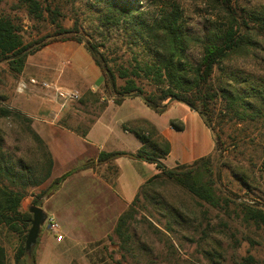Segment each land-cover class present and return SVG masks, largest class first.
<instances>
[{"label": "trees", "instance_id": "trees-1", "mask_svg": "<svg viewBox=\"0 0 264 264\" xmlns=\"http://www.w3.org/2000/svg\"><path fill=\"white\" fill-rule=\"evenodd\" d=\"M206 1L214 17L193 30L177 2L162 3L157 10L150 11L139 0H94L90 14L80 22L74 21L71 28H64L57 21L61 16L57 5L48 0H19V6L32 20H48L55 28L53 33L30 43L24 42L22 25L16 18L0 13V64H6L15 79L30 54L55 42H74L89 54L101 73L102 83L101 93L86 91L79 99L80 104L102 111L108 100L119 106L125 99L139 98L147 108L161 115L170 102H176L196 112L213 134L211 154L167 168L157 158L168 155L170 143L157 128L146 121L142 127L125 123L122 128L142 144L136 153L101 152L96 161H87L77 169L92 168L118 157L155 164L158 173L139 187L116 220L113 235L122 258L137 261L152 255L143 237L135 233L136 216L142 210L153 221L146 216L139 221L146 223L148 230L165 243L164 260L168 262L174 260L176 250L160 228L167 233L177 232L175 228L190 230L200 234L203 241L211 239V210L225 214L220 223L225 229L230 228L235 218L264 233V209L257 201L235 202L217 187L223 178L221 166L241 185H250L245 173L220 163L226 150L223 126L239 131L261 128L264 141V55H260L264 51V9L246 11L236 7V0ZM114 38H122L124 57L107 54ZM7 123L16 129L14 145L7 143L4 129ZM169 126L176 132L184 130L182 122L171 120ZM86 132L80 134L84 136ZM21 141L25 143L24 149L18 144ZM148 150L154 158L147 154ZM52 164L47 146L31 127V119L6 105V98L0 95V227L18 237L14 264H35L33 254L30 263L25 261L28 258L25 239L32 215L21 212L20 204L28 188L38 187L50 178ZM261 165L264 168V161ZM70 173L53 179L40 197L51 195ZM168 185L176 187L190 203L170 200L163 190ZM193 204L199 212L193 211ZM32 206L40 204L34 201ZM0 264H7L1 245ZM233 264H256V261L247 255Z\"/></svg>", "mask_w": 264, "mask_h": 264}, {"label": "rangeland", "instance_id": "rangeland-1", "mask_svg": "<svg viewBox=\"0 0 264 264\" xmlns=\"http://www.w3.org/2000/svg\"><path fill=\"white\" fill-rule=\"evenodd\" d=\"M48 1L50 4L59 7L61 16L58 17L57 21L64 28H71L73 22L76 20L79 22L82 21L86 14H90L91 4L94 3V0ZM139 1L143 4L144 9L150 11L157 10L162 3L168 4L170 2H177L183 11L187 25L193 27V30L199 29L205 20L214 17V12L206 0ZM236 7L243 8L246 11L262 10L264 9V0H236ZM0 13L14 16L22 25L25 43L44 38L55 30L54 26L51 25L48 20L44 22L32 20L27 15L26 10L19 6V0H0ZM57 46L58 44L49 46L44 50L45 54L48 58L57 54V59L60 57L62 61H64L66 54ZM79 47L88 59H90L86 51L81 46ZM74 51L76 52L77 50ZM35 54L36 52L27 57L25 62L26 64L28 63L27 65H31V58L34 59L33 57H35ZM107 54L111 55V57L126 55L122 38H114ZM260 55L263 56L264 51H261ZM56 68L60 70L62 65L59 64ZM5 75L14 78L7 70L6 64L1 63L0 85L5 78L7 79ZM7 80L10 84L9 79ZM100 82L101 80L98 83L100 84ZM17 87L18 85L16 88ZM79 99L75 101L73 108L80 117L92 119L101 112V110L97 108L94 109L92 106L86 108V110H82ZM6 105L11 107L7 102V98ZM188 111L190 110L186 106L180 103L170 102L167 110L163 114H155L153 118L155 122L160 125L168 123L169 120H174L176 123L182 122L186 127L185 132L173 134L177 141V143L175 142L174 148L175 154L179 157L183 150L190 151V153L193 151V155L190 156V159L193 158V160H195L213 152L214 137L211 131L204 126L198 114L193 112L189 114L192 116H189L187 114L189 113ZM223 127V139L225 141L224 146L226 150L222 154V159H219L220 163H222V165H230L233 170L235 169L234 171L240 170V172L245 173L250 185L246 184V187L241 185V183L235 180L229 170L224 168L225 166H221L220 169L222 168L223 178L221 183H217V187L222 192L228 194L229 198L235 200V202L247 201L253 203V200H255L264 209V168L261 165L264 161V154L262 153V147L264 146V141L262 140L263 130L258 128L239 131L233 130L229 125ZM4 129L8 137V145H14V139L16 137L15 126L7 123ZM242 129L243 127H241V130ZM210 142L212 143L211 148ZM18 144L23 146L21 149L25 148L24 141ZM147 154L154 158V155L149 150ZM177 164L179 163H176V165ZM214 168L216 167L214 166ZM50 183L45 189L37 193L31 205L34 201L40 204L39 198H42L40 197L41 193L48 189ZM163 190L166 191L170 200H177L178 202L182 200L185 203H190V201H187V198L179 193L176 187L172 185H168L166 188H163ZM194 206L193 204V211L199 212ZM233 206L231 205V208ZM39 207H41V204ZM126 208L127 207H125V209ZM24 212H28V210ZM119 213V211H116V217L106 221L105 226L100 228V233L94 236V238L90 239L85 237L81 239L75 234V237L68 242H66L63 237V241H57L55 239L56 235L50 230L48 224V219L50 218L46 217L45 222L40 227L37 241L32 246L30 254H27L28 258L25 261L30 263V255L33 254L35 264H214V261H220V263L223 264H233L235 261H239L243 257L251 255L254 257L256 264H264V233L254 226L244 225L240 220H236L235 218L230 222V228L225 229L220 224L221 220L225 218V214L216 210L209 211L210 223L213 225V230L209 233L211 239L205 241L202 240L200 234H196L190 230L185 231L180 228H175L177 232L167 233L158 226L168 235L171 244L174 245L176 250L175 258L170 262L164 260L166 255L165 243L161 242L157 238V235L152 234L151 231L148 230L146 223L139 221L142 216H146L147 220H151V217H149L150 215L143 210L140 211L136 216L138 222L134 223L135 233L138 237H143L145 242L152 249V255H148L147 257L142 256L137 261L127 256L122 258L121 252L118 249V241L113 235L116 220L121 214ZM160 221L164 223V220L160 219ZM154 225L158 224L155 223ZM187 237H192L193 240ZM162 238L164 239V237ZM48 240H51V242L48 243ZM17 242L18 237L15 233L0 227V245L5 249L7 264H14L13 254ZM57 242H60L59 246Z\"/></svg>", "mask_w": 264, "mask_h": 264}, {"label": "crops", "instance_id": "crops-1", "mask_svg": "<svg viewBox=\"0 0 264 264\" xmlns=\"http://www.w3.org/2000/svg\"><path fill=\"white\" fill-rule=\"evenodd\" d=\"M54 44L65 52L64 61L60 57L57 59V54L51 58L46 56L44 50ZM79 46L74 42L49 44L36 52L31 65L25 63L18 78L5 75L10 84L5 78L0 85V95L7 98L9 105L31 119V127L47 146L53 162L50 178L39 187L27 189L20 211L29 210L37 193L53 179L71 172L51 195L39 198L40 208L46 217L58 223L59 233L66 242L75 234L81 239L94 238L106 221L116 217V211L121 213L131 203L139 187L158 173L154 163L129 157H118L92 168L77 170L87 161H96L101 152L136 153L142 144L130 131L122 128L123 124L142 127L146 121L157 128L170 143L168 155L157 158L165 167L193 161L190 159L193 151L183 150L180 158L174 151L177 141L173 134L184 133L185 125L182 132H176L169 126L170 120L166 124H157L153 118L156 113L139 98L125 99L119 106L108 100L98 116L91 119L76 113L75 101H63L57 96V89H73L80 98L88 90L101 92L102 83H98L101 73ZM59 64L62 68L57 70ZM43 83L49 86L44 87ZM19 84L24 85L21 92L16 88ZM80 105L82 110L90 107ZM188 112V115L193 113ZM84 130L87 132L82 136L80 132Z\"/></svg>", "mask_w": 264, "mask_h": 264}, {"label": "water", "instance_id": "water-1", "mask_svg": "<svg viewBox=\"0 0 264 264\" xmlns=\"http://www.w3.org/2000/svg\"><path fill=\"white\" fill-rule=\"evenodd\" d=\"M28 212L32 215L29 220V230L25 239V251L30 254L32 246L36 243L40 227L46 220V215L40 207L31 206Z\"/></svg>", "mask_w": 264, "mask_h": 264}, {"label": "built area", "instance_id": "built-area-1", "mask_svg": "<svg viewBox=\"0 0 264 264\" xmlns=\"http://www.w3.org/2000/svg\"><path fill=\"white\" fill-rule=\"evenodd\" d=\"M44 87H48L47 83H43ZM24 89V85L19 84L17 87V91L21 92ZM57 96L63 101H77L80 98V95L77 91L73 89H57ZM48 224L50 230L56 235L55 239L57 241L62 240V235L59 233L60 227L58 223L53 219H48Z\"/></svg>", "mask_w": 264, "mask_h": 264}]
</instances>
